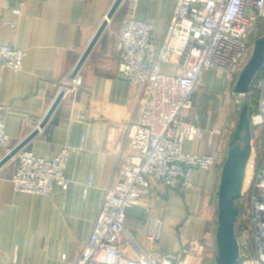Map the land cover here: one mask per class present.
Here are the masks:
<instances>
[{
  "label": "crops",
  "instance_id": "crops-1",
  "mask_svg": "<svg viewBox=\"0 0 264 264\" xmlns=\"http://www.w3.org/2000/svg\"><path fill=\"white\" fill-rule=\"evenodd\" d=\"M115 1L0 0L7 19L13 18L10 8L25 2L16 28L0 24V44L27 52L20 71L0 65V105L7 107L10 136L9 147L0 149V161L43 122L59 96L54 84L73 75ZM175 1L139 0L135 16L153 24L155 36L162 39ZM129 8L126 0L109 20L77 74L80 86L62 98L45 127L24 148L45 160L71 148L65 171L69 188H56L48 197L17 192L12 177L18 155L0 168V264H77L106 190L118 182L120 168L135 155L127 132L139 116L145 88L119 72L118 51ZM162 69L172 74L176 66L166 63ZM234 79L215 69L203 73L194 94L195 108L181 116L215 133L186 141L185 152L226 155L232 138ZM221 170L222 165H216L198 172L194 186L182 191L152 182L127 219L143 251L152 256L182 252L186 264H215ZM155 220L161 221V232L150 240Z\"/></svg>",
  "mask_w": 264,
  "mask_h": 264
},
{
  "label": "built area",
  "instance_id": "built-area-1",
  "mask_svg": "<svg viewBox=\"0 0 264 264\" xmlns=\"http://www.w3.org/2000/svg\"><path fill=\"white\" fill-rule=\"evenodd\" d=\"M127 1L130 8L118 40L119 72L130 83L145 88L139 116L129 124L127 132L135 155L120 168L118 182L106 190L77 264H186L182 252L152 256L143 251L127 227L128 212L141 202L152 182L182 191L194 186L198 172L223 165L227 153L222 157L185 152L186 141L203 139L207 133L213 136L215 131L186 121L181 115L195 108L194 94L204 72L215 69L227 76H239L252 56L256 40L264 35V0H176L162 39L155 36L153 24L136 18L139 0ZM25 6L22 2L10 8L12 19L4 18L0 11V24L16 28ZM26 57V51L0 44L3 68L20 71ZM166 63L176 66L174 73L163 71ZM80 84L76 75L54 86L66 98ZM257 88V113L251 120L264 135V76ZM7 119V107L0 105V149L10 144ZM35 130L40 132L39 123ZM70 153L71 148L66 146L52 160H45L23 149L12 177L16 191L48 197L56 188L67 190L65 171ZM252 171L243 193L248 200L249 230L244 224L242 229H253L256 258H242L243 264H264V154ZM161 225L160 220H155L150 240L158 238Z\"/></svg>",
  "mask_w": 264,
  "mask_h": 264
},
{
  "label": "water",
  "instance_id": "water-1",
  "mask_svg": "<svg viewBox=\"0 0 264 264\" xmlns=\"http://www.w3.org/2000/svg\"><path fill=\"white\" fill-rule=\"evenodd\" d=\"M123 2L124 0H116L114 2L106 20L102 23L78 62L73 72V77L79 73L82 65L106 28L109 20L114 16ZM263 68L264 35L256 40L252 56L239 74L233 90V95L238 104L237 111L239 119L234 132V137L229 145L227 156L222 166L217 193L218 212L215 232V264H243L242 249L239 236L237 235V221L240 216V209L237 206V201L243 197L248 166L254 154V147L252 144L253 126L250 116L249 97L252 85ZM62 98L63 94H60L51 110L40 124V128L45 127ZM38 134L39 131L35 130L18 146L7 153V155L0 161V168L16 157Z\"/></svg>",
  "mask_w": 264,
  "mask_h": 264
},
{
  "label": "rangeland",
  "instance_id": "rangeland-1",
  "mask_svg": "<svg viewBox=\"0 0 264 264\" xmlns=\"http://www.w3.org/2000/svg\"><path fill=\"white\" fill-rule=\"evenodd\" d=\"M262 33H263V30H262ZM262 70H264V68ZM262 70L260 71V73L262 72ZM259 74H258V76H259ZM236 81H237V79H234L233 81H231V87H232V91H231L232 120H233V127H232V130H231V132H233L232 139L234 137V132H235L236 125H237V122H238V119H239L238 111H237L238 104H237L236 98L233 95V89H234L233 87L235 86ZM252 126H253V142H252V144H253V147L255 148L254 149V155L255 156L252 157V161H251L252 168H251V170H253V165L255 164V162H257V161H258V163L261 162L263 154H264V135H263L262 132H261V134L259 133V129L255 128L253 123H252ZM232 139H231V141H232ZM256 155L258 156V158L256 157ZM252 172L253 171H251V173ZM251 176H252V174H251ZM250 180H251V177L249 179V183H250ZM249 183L246 186V188H248ZM237 206L240 209V216H239L238 221H237V235L240 238L239 239L240 240V245H241V249L243 250V249L246 248V246H247L246 243L247 242H245V240L242 238V237H244V234H245L244 230L242 229V224H244L246 226L247 230H249V223H250V218L248 217V219H247V214H249V208H248V200H247L246 195L243 196L240 200L237 201ZM247 232H248V238H250V245L249 246H250V249L252 250V252L250 254V256H251L250 259L251 260L252 259L255 260L256 255L254 254L255 252H254V244H253V229L251 228V230L247 231ZM242 260H243V258H242Z\"/></svg>",
  "mask_w": 264,
  "mask_h": 264
},
{
  "label": "trees",
  "instance_id": "trees-1",
  "mask_svg": "<svg viewBox=\"0 0 264 264\" xmlns=\"http://www.w3.org/2000/svg\"><path fill=\"white\" fill-rule=\"evenodd\" d=\"M264 76V70L259 74V76L256 78L252 85L251 89V95L249 97V102H250V116L253 114L257 113V107H258V99H259V91L257 88V85L260 81V79ZM245 232V231H244ZM246 243V248L242 250V255L243 256H250L252 250L250 249V238H248V232H245L244 237H242ZM240 239V238H239Z\"/></svg>",
  "mask_w": 264,
  "mask_h": 264
},
{
  "label": "bare ground",
  "instance_id": "bare-ground-1",
  "mask_svg": "<svg viewBox=\"0 0 264 264\" xmlns=\"http://www.w3.org/2000/svg\"><path fill=\"white\" fill-rule=\"evenodd\" d=\"M251 161H252V159H251ZM251 161H250V163H249V166H248V173H247V178H246V182H245V188H246V186L248 185V183H249V179H250V177H251V168H252V164H251Z\"/></svg>",
  "mask_w": 264,
  "mask_h": 264
}]
</instances>
